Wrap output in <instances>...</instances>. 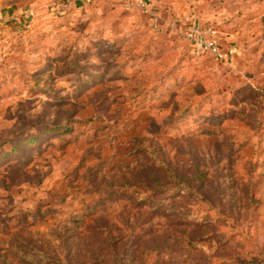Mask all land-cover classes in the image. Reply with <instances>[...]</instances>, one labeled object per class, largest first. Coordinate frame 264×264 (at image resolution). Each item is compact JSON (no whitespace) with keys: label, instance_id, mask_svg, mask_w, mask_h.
Wrapping results in <instances>:
<instances>
[{"label":"rangeland","instance_id":"1","mask_svg":"<svg viewBox=\"0 0 264 264\" xmlns=\"http://www.w3.org/2000/svg\"><path fill=\"white\" fill-rule=\"evenodd\" d=\"M50 5L0 39V264H264V0Z\"/></svg>","mask_w":264,"mask_h":264},{"label":"crops","instance_id":"2","mask_svg":"<svg viewBox=\"0 0 264 264\" xmlns=\"http://www.w3.org/2000/svg\"><path fill=\"white\" fill-rule=\"evenodd\" d=\"M54 0H0V29L4 35L9 32H14L20 27H27L28 22L35 18H39L40 14L48 8V5L53 6ZM73 6L88 0H70ZM141 0H139L140 2ZM155 4V1H152ZM182 12L177 17L178 25H174L172 31L182 33L181 28L186 29V17ZM182 26H181V25ZM176 29V30H175ZM188 29V28H187ZM186 29V30H187ZM185 30V31H186Z\"/></svg>","mask_w":264,"mask_h":264},{"label":"built area","instance_id":"3","mask_svg":"<svg viewBox=\"0 0 264 264\" xmlns=\"http://www.w3.org/2000/svg\"><path fill=\"white\" fill-rule=\"evenodd\" d=\"M145 4H143L144 6ZM73 3L70 0H54L53 11L60 12L61 10L72 7ZM157 28V25L155 24ZM218 31L212 26H202L200 24H192L183 36L192 45V49L196 55L203 56L212 54L217 58H224L221 53V48L216 38ZM3 36V31L0 29V39Z\"/></svg>","mask_w":264,"mask_h":264},{"label":"trees","instance_id":"4","mask_svg":"<svg viewBox=\"0 0 264 264\" xmlns=\"http://www.w3.org/2000/svg\"><path fill=\"white\" fill-rule=\"evenodd\" d=\"M65 9H67V8H65ZM65 9H63V10H65ZM179 35H181L182 37H184L183 36V34L182 33H178ZM184 39H186L185 37H184ZM187 40V39H186ZM203 56H208V57H210V56H212V57H215V56H213L212 54H205V55H203ZM217 58V57H216ZM171 173H173L172 171H169V170H167V174H171ZM172 178H173V176L172 175H170ZM171 177H169V176H165L164 178H162V179H160V184H165L168 180H169V178H171ZM174 178H176V177H174ZM165 186H169V183H167ZM168 189H169V187H168ZM187 239H185L184 240V243L185 244H192V245H194V246H197V242H195V241H186ZM42 257L45 259V260H48L49 258H47V256L46 255H44V254H42ZM49 261V260H48Z\"/></svg>","mask_w":264,"mask_h":264}]
</instances>
